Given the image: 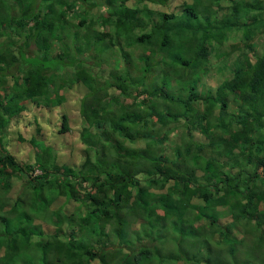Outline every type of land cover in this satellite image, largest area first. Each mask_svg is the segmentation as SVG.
I'll use <instances>...</instances> for the list:
<instances>
[{"label": "trees", "instance_id": "1", "mask_svg": "<svg viewBox=\"0 0 264 264\" xmlns=\"http://www.w3.org/2000/svg\"><path fill=\"white\" fill-rule=\"evenodd\" d=\"M88 1L0 0V113L7 114L0 121V264H141L157 257L181 264L176 252L160 251L169 235L182 253L205 246V264H262L248 252L264 251V43L255 47L258 38L264 42V0H96L100 13L79 9ZM148 3L163 5L156 17ZM75 28L84 33L72 60L67 44ZM66 60L74 72L51 86L45 73L64 74ZM94 66H111L116 84ZM129 68L154 77L144 85ZM214 74L218 85L199 91L201 79ZM7 81L20 87L10 97ZM78 83L88 94L80 163L70 165L76 152L56 153L37 139L39 129L28 141L34 161H17L5 149L12 117L30 113V104L59 106V91ZM70 120L61 114L58 134L69 131ZM150 123L165 129L143 133ZM115 133L131 148L111 144ZM172 133L179 142L167 160L163 146ZM64 155L70 163L58 162ZM113 220L118 234L136 221V251L123 236L130 252L108 250Z\"/></svg>", "mask_w": 264, "mask_h": 264}, {"label": "rangeland", "instance_id": "2", "mask_svg": "<svg viewBox=\"0 0 264 264\" xmlns=\"http://www.w3.org/2000/svg\"><path fill=\"white\" fill-rule=\"evenodd\" d=\"M66 1V0H65ZM118 1V0H117ZM172 2L173 1H177V3H182V0H171ZM68 2V1H67ZM203 3H205V4H207L208 2H209V0H203L202 1ZM86 3H88V4H85V3H82V2H80V6L82 7V8H84V9H86V10H89V11H92V12H94V13H100V12H102L103 11V8L102 7H100V6H97V5H95L94 3H97V1L96 0H89L88 2H86ZM148 5L150 6V8L153 10V12L155 13L154 15H153V17H156L155 15L159 12V10L163 7V5H159V4H157V3H155V4H153V3H148ZM142 6V5H141ZM96 7H98V8H96ZM173 6H171V8H172ZM96 9V10H95ZM167 11V10H166ZM141 13H143V14H141V15H147L146 13H148V10H145V9H143V11L141 12ZM93 26V24H89V27H92ZM94 27V26H93ZM90 28L89 29V32L91 33V34H96V33H94V31L93 30H95L94 28ZM75 30H77L76 32H74V34H72L73 36H74V38H75V40L74 39H70L69 40V42H68V46L70 45V46H72V47H70V50H69V52L71 53V55L70 56H73L74 55V53H75V48L73 47L74 46V44L76 43V44H78L79 42H80V37H81V35L84 33V31H82L81 29H76L75 28ZM91 30V31H90ZM95 31H97V30H95ZM250 43V42H249ZM264 42H262V40L261 39H259V40H257L256 42H255V47H256V49L257 50H261L262 48H263V44ZM254 44V43H253ZM241 45V44H240ZM239 45V46H240ZM239 46L237 47V48H239ZM236 48V49H237ZM32 50V51H31ZM36 50V47H34V46H31L30 47V49H29V51H31L30 53L32 54L34 51ZM58 50H59V46H54V47H52L51 49H50V51H49V54L50 55H55L57 52H58ZM138 52L140 53H142V51H141V49H139L138 50ZM140 53V54H141ZM238 54H239V51H237V50H235V53H233L232 54V56L231 57H237L238 56ZM142 55V54H141ZM75 56V55H74ZM137 57V56H136ZM110 60V59H109ZM247 60V64H249V63H251L252 62V59L251 60H249V58L248 59H246ZM109 62H112V60H110ZM122 66H124V63H120V66H119V70L118 71H116V73L117 74H120V73H123V69L124 68H122ZM94 70L95 71H97V70H99L98 68H94ZM110 71V72H109ZM129 71H130V73H131V76L133 77H135L137 80H141L142 79V82H143V84L144 85H148L150 82L148 81V80H150L152 77H154V74L153 75H151L150 77H149V79H147V78H145V77H143L142 75H143V73L142 72H140L139 70H133L132 68H129ZM256 71H258V67L256 68ZM69 72L70 73H73L74 71H73V69H69ZM68 72V73H69ZM112 72H113V70H111V66L109 67V69L107 68V69H105V76L107 75V74H109V77H110V81H111V83L112 84H116L115 82V79H113V74H112ZM69 73V77H71V74ZM201 76H203L202 74L200 75V77ZM219 78H221L220 76H218L217 74H214L212 77H210V78H206L204 81H202V79H201V83L199 84V86H198V90L199 91H202L203 90V87H216L217 85H218V83H216V79H218L219 80ZM142 84H140V85H138V87H141L142 88ZM207 89H209V88H206L205 89V91L207 90ZM131 91H133L134 90V88L133 87H131V89H130ZM205 91L203 92V93H205ZM86 92H87V90H86V88L85 87H83V86H81V85H74L73 87H71L69 90H66V91H59V93L61 94V95H64L65 96V102L60 106V107H63V109H62V111L63 112H65V113H67L69 116H70V118L72 119V124H71V132H68L67 134H65V135H60V134H58L57 133V131L55 130L56 128H57V126H58V121L60 120V116L59 115H52V116H46V115H37V116H39V117H36V118H43L44 120H46V119H49V122L47 123L46 121H44L43 123L44 124H42L43 126H42V128H41V130L39 131V133L36 135V138L37 139H39V140H45V142H46V145H48V146H50V147H52L53 149H55V151H56V153H58V152H60V151H66V150H71V152H72V156L75 154V152H76V157L74 158V162H75V164H71L70 162H68L69 161V159H70V156H68V155H64V156H59L58 157V162L60 163V164H63V163H70V165H74V166H76V164H79L80 163V151H81V148L83 147V145H82V142L83 141H81L79 138H78V136H77V133L79 134L80 133V131H79V128H77V127H79L80 126V124L81 123H84V119L83 118H81V116H80V103H81V99H82V97L86 94ZM184 94H186V95H188L187 93H184ZM202 94V93H201ZM84 97H87V95H85ZM137 100V102H138V99H136ZM140 101V100H139ZM257 104V101H254L251 105H256ZM85 105H86V102H85V104H84V107H85ZM138 105H140L139 103H138ZM259 105V104H258ZM257 105V106H258ZM56 106V105H55ZM137 108H139V107H134L133 109L131 108V110H137ZM58 109V108H57ZM56 109V110H57ZM55 109H53V111H54ZM144 110L146 111V107H144V106H141V110L140 111H142V113H145L144 112ZM147 112H149L148 110H147ZM146 112V113H147ZM215 114L217 113V110L214 112ZM59 117V118H58ZM148 118H150V119H152V116H150V117H148ZM152 121V120H151ZM27 120H25V119H21V121H20V130L21 131H23V132H25V133H23V134H21V137L24 139V142H18L17 140H16V138L15 137H18V136H15V135H13L14 136V138H12V144L11 145H7V149L9 150L10 149V151L11 152H16V154H15V158H16V160L17 161H21V160H23L24 162H33L34 161V152L36 151L35 149H30L29 151H28V148H30V146L28 145V143H27V141L29 140V136H27V134H29L28 132H27ZM85 123H87V120H85ZM48 125V126H47ZM162 126H160L159 124H152V123H150V124H148V126L147 127H145L144 128V130H143V133H147V134H151V133H153V132H157L159 135L162 133V131L165 129V128H161ZM180 129H178V131H181L182 129L183 130H185L184 128H183V126H181L180 125ZM93 129V128H92ZM55 130V131H54ZM76 130V131H75ZM32 131L33 132H35V128L34 127H32ZM92 134H95V133H89L88 134V136H92ZM116 134V139H112V142H111V144L113 143V144H115V145H117V143H119L120 145L122 144L124 147H129V148H131V144L128 142V141H125L124 143L122 142V140H120L121 139V133H115ZM192 134H194V138H197V137H201L202 135L200 134V133H197V132H194V133H192ZM93 137V136H92ZM113 140H115V141H113ZM155 140V138H152V140L150 139H148L147 140V143H150V144H153V147H154V143H153V141ZM179 142V139H178V137L176 136V135H174L173 133L169 136V139H168V141L167 142H165V144H164V146H163V148H164V154H165V157H166V159L167 160H169V159H172L173 158V156H174V151H175V145L177 144ZM65 143H66V145H65ZM68 143V144H67ZM144 145H146V143H144V144H142L140 147L142 148V147H144ZM71 146H74V147H71ZM82 146V147H81ZM110 145H108V147H109ZM157 149H161L160 147H157ZM120 151H123V150H120ZM49 153H50V151H48L47 150V148H45V150H44V155H45V158H44V160H47L48 158H49ZM93 153V152H92ZM78 154H79V157H78ZM99 161H97L96 159H95V164L97 165V163H98ZM143 164H141V166H142ZM73 166V167H74ZM36 173H39L38 171L36 172ZM59 201V200H58ZM57 201V202H58ZM148 215V212H146L145 213V216H147ZM114 221V226L113 225H111V226H109L107 229H106V231L109 233V240L108 241H106L105 243L107 244V245H109V247H110V249H108V250H115L116 248H118L119 247V245H121V250L122 249H124V251L125 252H130L131 251V249H133V248H129V247H127V246H125V245H123V244H121L122 242H121V237L123 236L124 238H126L127 240H133V245H135V251H136V249L139 247V242L138 241H136V240H138L136 237V240H135V238L133 237V226H134V223L136 222V221H134V222H131L123 231H122V234H118V233H116L117 231L115 230V229H118V228H120V226L118 227L117 225H115L116 224V222H115V220H113ZM132 221V220H131ZM107 227V226H106ZM139 227V225L137 226V228ZM201 231H203L204 233H206V231L205 230H202L201 228H200V232ZM166 237H169V239H171L170 237H172V238H174L175 237V235H169V236H166ZM209 236H207V238H208ZM254 237L255 236H252V239H254ZM250 238H251V236H249V237H247V238H245V242L246 243H248L249 245L251 244V246H252V243L251 242H249V240H250ZM160 239V238H159ZM167 240L166 242L168 243L167 245H164V246H160L159 248L161 249L160 251H162L161 253H162V255H163V253H165L166 252V254L168 255L169 254V252H176L175 253V255L177 256V257H182V258H185V259H183L182 260V262H181V264H205V261L207 260V258H208V253H207V248H205V246H203L202 247V249L201 250H199V247L198 248H194V250H189V251H187V252H185V253H182L181 251H180V249H179V246L178 245H176L175 244V242H173L172 240ZM121 242V243H120ZM142 243H143V241H142ZM156 244H157V246H156ZM156 244H155V246L156 247H158V245H161L158 241H156ZM127 247V248H126ZM155 247V248H156ZM240 247V246H239ZM187 247H184V248H182V249H186ZM240 248H243V247H240ZM153 250H154V248H153ZM157 250V249H156ZM159 251V252H160ZM169 251V252H168ZM258 252V250H253V251H251V252H248V254L250 255V256H252V258H253V260L255 261V262H259V263H264V259H259L261 256H262V254H264V251H261V253H259ZM166 255V256H167ZM190 256V258H187V256ZM131 259H133V256H131L130 257ZM119 259H121V258H119ZM161 260V258L160 257H157L156 258V260L154 259V260H151V261H149L148 262V260H142L141 261V264H168V263H165V262H161L160 261ZM134 262V261H133ZM177 263V262H176ZM178 264V263H177Z\"/></svg>", "mask_w": 264, "mask_h": 264}, {"label": "clouds", "instance_id": "3", "mask_svg": "<svg viewBox=\"0 0 264 264\" xmlns=\"http://www.w3.org/2000/svg\"><path fill=\"white\" fill-rule=\"evenodd\" d=\"M70 1V0H69ZM74 1V0H73ZM76 4V3H75ZM85 4H88V3H85ZM77 5V4H76ZM79 9L80 10H85L84 8H82L81 6L79 7ZM79 29H81V28H79ZM78 29V30H79ZM82 30V29H81ZM83 31V30H82ZM260 38H258V40H259ZM70 47H72V46H69V50H70ZM69 50H68V52H69ZM70 53V52H69ZM75 53H76V49H75ZM75 53H74V55H75ZM57 54V53H56ZM70 55H71V53H70ZM73 55V56H74ZM73 56H70V58L73 60ZM69 67V61L68 60H66V65L63 67L64 68V70L66 71L64 74L62 73V71H55V70H52L54 73H56V72H58V74H56V78L55 77H52V76H50V74L52 73V71H49V72H46L45 74H47V82L52 86L53 85V83H56L57 84V80L59 79V80H61V79H65L68 75H69V69H67ZM94 68H98V67H96V66H94L93 67V71L94 72H96L95 70H94ZM70 69H73V71H74V68L73 67H71ZM99 69V68H98ZM97 71H100V72H102L101 74H104V72H105V69L104 70H102V69H99V70H97ZM69 72V73H68ZM60 73H62L63 75H61ZM143 73V72H142ZM71 74V73H70ZM154 74V72L153 73H151L150 75L149 74H146V73H143V76H145V77H150L151 75H153ZM11 80V79H10ZM9 84H10V86L8 85V87L10 88V91H9V97H10V95H11V89H18V88H20L19 87V85H17V84H14V83H12V82H9V81H7ZM79 84V83H78ZM78 84H71L70 85V87H68V88H71V87H73L74 85H78ZM7 85V84H6ZM79 85H81V84H79ZM82 86V85H81ZM69 90V89H68ZM66 91V90H65ZM64 92V91H63ZM85 95H87L88 96V94H87V92H86V94ZM84 95V96H85ZM82 97V99H81V103H80V116H81V118H83L84 119V123H85V117L81 114V112H82V103H83V101H84V99L86 98V97ZM65 97V96H64ZM18 100L19 99H16L15 101H10V99H9V102H10V105H12V104H17V102H18ZM66 100V99H65ZM65 101H63L59 106L58 105H54V107L53 108H51L50 110H48V109H46L45 107H43V104L42 105H40V106H35L34 104H30V106L28 107V110L30 111V113H22L19 117H12V120H11V122L8 124V127L6 128V129H8L7 130V133H9V134H11V136H12V138H14V136L13 135H15V136H18V137H21V134H23V133H25V132H23V131H21L20 130V121H21V119H25V120H27V132L29 133V134H27V136H29V139H30V137L31 136H33L34 135V133L36 134L37 133V129H39V131L41 130V128H42V124H44L43 122L44 121H46L47 123L49 122V119H46V120H44L43 118H36V117H39V116H37V115H46L47 117L48 116H52V115H59L60 117H61V114L62 113H65V112H63L62 111V109H63V107H60L63 103H64ZM58 108V109H57ZM53 109H55L54 111H53ZM57 109V110H56ZM12 111V109H10V108H7V111ZM67 114V113H66ZM67 116H68V118H70V116L67 114ZM59 118V117H58ZM61 119V118H60ZM0 121L3 123L4 121H7V114H4V112H1L0 113ZM70 122V129H69V131L68 132H71V124H72V119L69 121ZM88 122V121H87ZM84 123H81L80 124V126L79 127H77V128H79V131H81V125H83ZM86 124V123H85ZM5 127H6V124L4 125ZM48 126V125H47ZM32 127H34L35 128V132H33L32 131ZM60 128H61V126H60V120L58 121V126H57V128L55 129V130H60ZM54 130V131H55ZM90 130L92 131L93 129L92 128H90ZM76 131V130H75ZM67 132V133H68ZM67 133H65V134H67ZM65 134H61V135H65ZM80 134V133H79ZM79 134L77 133V136H78V138H79ZM4 135H1L0 134V137H3ZM18 137H15L16 138V140H18ZM12 138H10L9 139V143L8 144H6L5 145V149L8 151V153L9 154H14L15 155V153L14 152H11L10 151V149L8 150L7 149V145H11L12 143ZM29 141V140H28ZM28 141H27V143H28ZM68 144V143H67ZM48 146V145H47Z\"/></svg>", "mask_w": 264, "mask_h": 264}]
</instances>
